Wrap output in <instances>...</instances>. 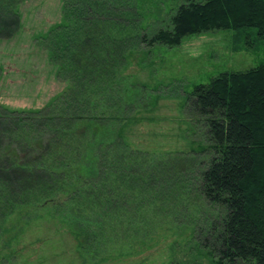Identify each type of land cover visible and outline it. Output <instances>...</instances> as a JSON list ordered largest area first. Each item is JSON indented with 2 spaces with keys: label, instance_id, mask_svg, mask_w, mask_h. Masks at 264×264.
Instances as JSON below:
<instances>
[{
  "label": "trees",
  "instance_id": "obj_1",
  "mask_svg": "<svg viewBox=\"0 0 264 264\" xmlns=\"http://www.w3.org/2000/svg\"><path fill=\"white\" fill-rule=\"evenodd\" d=\"M25 1L0 0V38L17 31ZM62 2L63 21L40 43L64 90L40 109L0 106V240L19 211L23 222L46 211L74 238L81 264H97L120 237L132 243L183 214L193 264H264L263 65L186 95L203 128L200 160L133 150L118 125L130 53L212 31L232 32L234 51L264 46V0H184L150 36L138 32L137 0ZM8 244L2 258L14 259Z\"/></svg>",
  "mask_w": 264,
  "mask_h": 264
},
{
  "label": "rangeland",
  "instance_id": "obj_2",
  "mask_svg": "<svg viewBox=\"0 0 264 264\" xmlns=\"http://www.w3.org/2000/svg\"><path fill=\"white\" fill-rule=\"evenodd\" d=\"M62 1L27 0L18 7L17 31L0 38V106L40 109L64 90L66 83L57 77L40 43L49 28L63 21ZM182 1L137 0L138 32L152 35ZM233 38L232 32L212 31L186 36L173 47L141 44L139 51L127 56V91L122 94L126 110L118 125L123 124L122 137L131 149L156 155L179 152V156L199 160L205 157V152H196L203 145V128L188 107L186 95L220 73L264 66L262 44L234 51ZM189 211L194 217L193 209ZM21 213L7 220V231L0 240V245L9 242L14 259L6 260L2 257L8 255L0 252V264H81L76 242L63 224L46 211L38 210L39 217L30 222L21 221ZM183 217L174 224L164 221L132 243L120 237V246L110 245L106 259L97 264H193L200 258L195 241L192 244L193 227Z\"/></svg>",
  "mask_w": 264,
  "mask_h": 264
}]
</instances>
